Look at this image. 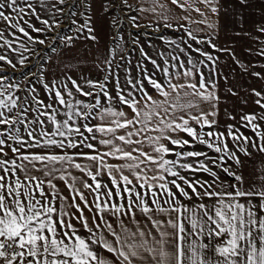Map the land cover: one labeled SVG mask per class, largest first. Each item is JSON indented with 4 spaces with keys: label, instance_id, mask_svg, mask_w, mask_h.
Segmentation results:
<instances>
[{
    "label": "snow or ice",
    "instance_id": "6c2138e0",
    "mask_svg": "<svg viewBox=\"0 0 264 264\" xmlns=\"http://www.w3.org/2000/svg\"><path fill=\"white\" fill-rule=\"evenodd\" d=\"M0 264H264V0H0Z\"/></svg>",
    "mask_w": 264,
    "mask_h": 264
},
{
    "label": "rangeland",
    "instance_id": "374dc122",
    "mask_svg": "<svg viewBox=\"0 0 264 264\" xmlns=\"http://www.w3.org/2000/svg\"><path fill=\"white\" fill-rule=\"evenodd\" d=\"M145 46L147 47V44Z\"/></svg>",
    "mask_w": 264,
    "mask_h": 264
}]
</instances>
